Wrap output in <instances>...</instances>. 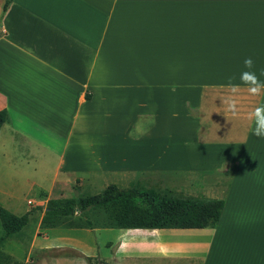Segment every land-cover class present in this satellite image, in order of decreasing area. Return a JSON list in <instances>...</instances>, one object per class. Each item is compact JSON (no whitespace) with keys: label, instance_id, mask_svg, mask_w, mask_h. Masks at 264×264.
<instances>
[{"label":"crops","instance_id":"1","mask_svg":"<svg viewBox=\"0 0 264 264\" xmlns=\"http://www.w3.org/2000/svg\"><path fill=\"white\" fill-rule=\"evenodd\" d=\"M247 57L264 81V0H10L0 19V133L24 149L28 128L49 137L31 180L46 197L61 192L55 184L101 190L159 176L174 196L223 199L214 226L121 227L115 264H264V138L246 118L264 96L242 92L237 117L222 103ZM187 169L197 176L174 177ZM42 214L22 259L8 251L13 260L87 264L94 233L115 227L75 238ZM18 231L1 248L6 239L16 248Z\"/></svg>","mask_w":264,"mask_h":264},{"label":"rangeland","instance_id":"2","mask_svg":"<svg viewBox=\"0 0 264 264\" xmlns=\"http://www.w3.org/2000/svg\"><path fill=\"white\" fill-rule=\"evenodd\" d=\"M27 131V142L30 141V143L26 146L27 149L22 148L21 144L18 145V143L12 144L7 142L8 137L0 133V205L6 209L14 210V208L11 206L13 203L20 214L24 209L32 214L29 222L23 225L21 227L22 230L18 231L17 233L20 235L23 241L17 243L15 248L11 246L12 241L6 239L3 243V248L0 247V264H10V262H14L13 264L32 263L30 260L24 263L19 260L17 261V259L13 260L15 258L9 255L8 251H14V253L18 256L17 258L22 259L23 255H25L23 254L24 248L28 242L30 232L36 225V220L38 219L39 213L43 212L45 205L49 203L48 199H50V197L45 196L44 191L38 188L37 183L34 184L31 182L32 179H35L32 175L34 174L39 163L38 160L40 157V150L38 149V145L48 142L49 137L39 133L37 130L30 128H28ZM187 138L188 134H186V139ZM14 139H17V137H14ZM13 142H16V140ZM187 149L188 146H186V153L190 151V149ZM43 169L44 168H42V170ZM173 175L175 178L180 177L182 179L192 177L195 178V176H197V172L193 169H187L178 173H173ZM46 183L49 185L48 181ZM136 187L153 188L158 193L166 195H175L176 193L175 191L170 190L167 186L163 185L159 176H155L152 181L144 180L141 185ZM59 188L61 189L60 193L56 192ZM68 190L69 189L67 188V185L60 186V184H55L53 185L52 192L56 193L51 198L57 199L68 196L76 197L82 194H90L100 191L99 188L87 185L86 183H82L80 186H77L76 188L74 187V189H71L70 191ZM51 219L44 222L50 223V221H52V223L55 222L64 226L73 227L75 231L72 230V232L75 235V238H77L76 236L80 234V230L84 228L115 226L112 224V220L110 219L108 212L102 208L90 209L86 215H82L75 211L67 215H55ZM119 230H121V227L115 226L112 231H99L94 233L93 237L97 243L96 252L93 255H88L87 264H115V251L112 248L114 244L111 245V243L114 239V236L118 234ZM2 233L3 229L0 225V235H2ZM43 233L44 230L39 229L38 234ZM57 250L49 251L56 252ZM67 250L77 253L76 248H68ZM123 253L127 258L130 256L129 252H126V250ZM30 256L32 258H36L40 256V254L33 251L31 252ZM162 261L165 262L166 260ZM154 264H162V262L159 260L155 261ZM174 264H182V261L176 259Z\"/></svg>","mask_w":264,"mask_h":264},{"label":"trees","instance_id":"3","mask_svg":"<svg viewBox=\"0 0 264 264\" xmlns=\"http://www.w3.org/2000/svg\"><path fill=\"white\" fill-rule=\"evenodd\" d=\"M9 2L10 0H4L0 19ZM5 118V109L1 108L0 124ZM48 201L43 210L42 221L75 211L86 215L90 209L102 208L108 212L115 226L152 228L214 226L223 205L222 198L166 195L158 193L153 188L120 187L114 183H108L94 193L50 198ZM28 213L25 211L15 214L0 205V225L3 229L0 247L4 237L18 231L27 222Z\"/></svg>","mask_w":264,"mask_h":264},{"label":"clouds","instance_id":"4","mask_svg":"<svg viewBox=\"0 0 264 264\" xmlns=\"http://www.w3.org/2000/svg\"><path fill=\"white\" fill-rule=\"evenodd\" d=\"M245 71L239 76L240 83H231L235 77H230L227 85V95L222 98L225 106V112L231 113L233 117L240 114V97L242 92L246 91L252 97L264 96V81H262L255 71L254 61L251 57L244 60ZM264 75V72L261 73ZM246 118L252 123V134L264 138V103H260L252 107L246 114Z\"/></svg>","mask_w":264,"mask_h":264}]
</instances>
